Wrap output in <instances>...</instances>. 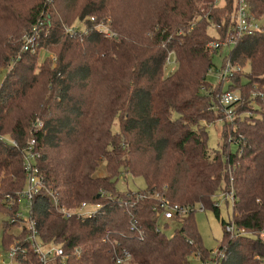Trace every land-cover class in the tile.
<instances>
[{"label":"trees","instance_id":"1","mask_svg":"<svg viewBox=\"0 0 264 264\" xmlns=\"http://www.w3.org/2000/svg\"><path fill=\"white\" fill-rule=\"evenodd\" d=\"M129 1L0 0V71H7L0 85V134L20 146L0 141V208L17 216L19 205L9 206L3 197L24 190L22 150L35 138L45 188L30 216L40 242L61 246L66 264H118L124 248L130 257L121 264L209 260L213 250L203 245L195 212L177 218L182 223L171 237L160 229L159 197L203 204L225 229L229 221L214 203L231 186L230 221L247 234L225 230L220 264L264 263V29L234 33V0H145L149 14L142 19L127 10ZM247 1L255 19L264 17V0ZM90 17L109 21L116 35L94 29ZM79 21L88 33L66 32ZM34 27L35 53L23 49L24 35ZM232 37L225 64L241 69L227 90L239 93L228 118L215 109L223 80L212 88L207 74L222 48L209 44ZM171 52L177 64L168 75ZM248 64L251 72L245 73ZM215 114L224 120L220 150L207 145L206 124ZM37 120L42 128L35 129ZM101 165L105 173L97 174ZM128 174L142 177L146 187L119 191L117 182ZM50 192L70 208L83 201L101 207L95 216L66 218ZM8 228L3 241L7 247L17 242V260L41 264L26 240L27 228L18 236Z\"/></svg>","mask_w":264,"mask_h":264},{"label":"built area","instance_id":"2","mask_svg":"<svg viewBox=\"0 0 264 264\" xmlns=\"http://www.w3.org/2000/svg\"><path fill=\"white\" fill-rule=\"evenodd\" d=\"M225 0H217L216 3L223 4ZM235 11L233 13V31L239 36L249 35L256 31L263 30L264 28L259 24L258 20L253 17L250 12L249 3L247 0H234ZM90 22L93 25V28L98 30L101 33H104L108 37L115 36V31L110 28L109 21L100 20L97 21L96 17H90ZM66 32L70 34H75L76 32L88 33V26L84 21H79L72 26H66ZM234 36V35H233ZM39 38V33L34 27L32 32H29L24 35V50L31 49L35 53L37 40ZM235 43V38H228L223 42L212 41L209 46L212 48H219L223 46H231ZM53 60L56 58L52 56ZM166 62L177 64L174 54L171 52ZM241 68L238 65L232 64L230 61H227L224 67L221 70V80L230 83L231 76ZM218 102L216 103L215 109L224 113L228 118L234 117V103L239 100L238 91H225L221 93L218 97ZM43 127V122L37 120L35 129ZM0 141L6 145H10L14 148H20L18 142L15 139L10 138L9 136L0 134ZM37 142L35 138H30L28 144L23 148V170L26 178V186L24 190L17 193V195L12 197L7 194L3 197V200L8 203L9 206H14L16 203L20 205L22 200L27 201V207L29 211L32 207L33 200L38 196V194L45 188V181L43 174L40 170L39 160L41 158V153L36 148ZM222 194L220 197H215V206L219 207V201L221 198H224L226 203H230L232 207L235 204L234 188L231 186L229 190L220 191ZM52 197V205L55 209L64 217L71 218L76 216L78 218H87L95 216L98 209L101 207L100 203H91L83 201L77 206L70 208L60 202V198L54 192H50ZM159 210H160V220H172V219H181L183 216L195 212L196 208L200 211L205 209L203 204H197L196 206L192 205H183L179 203L169 202L167 199L159 197ZM127 205V203H126ZM15 221L19 222L23 227L27 228V237L26 240L29 243L31 250L36 254L39 262L41 264H56V261L59 260L60 264H66L67 255L64 252V249L56 244L44 245L40 242L37 234L35 220L29 215V218L25 219L22 216L20 209L17 211V216ZM132 229H135L134 224L131 225ZM225 230L231 236H240L247 234V231L244 228L237 227L234 221H229ZM109 234L110 231H107ZM261 238L264 239V232L261 233ZM10 253L8 255L10 262H13L17 259L19 253V247L16 245L11 246L9 249ZM123 257L117 258V263L121 264L125 260L129 259L130 254L126 248L123 250ZM75 253L79 256L81 251L79 249L75 250ZM225 257V251L217 250L212 251L211 259L209 260H200V264H220V261Z\"/></svg>","mask_w":264,"mask_h":264},{"label":"rangeland","instance_id":"3","mask_svg":"<svg viewBox=\"0 0 264 264\" xmlns=\"http://www.w3.org/2000/svg\"><path fill=\"white\" fill-rule=\"evenodd\" d=\"M128 11L130 10L133 18H145L149 14V7L145 4V0H130L127 3ZM259 24L264 28V17L258 20ZM209 34L216 38L217 32L210 28ZM231 51V47L223 46L218 53L213 56V63L215 67H212V70L207 74V82L211 84L212 88H216L221 83V70L225 64V58L229 55ZM52 55L54 56V52L52 50ZM50 55V56H52ZM176 65L172 62L165 65L164 71L165 74H170L174 71ZM245 73H250V65L248 64L245 69ZM6 69L0 71V85L2 84L5 76H6ZM17 73L12 74V78L16 77ZM229 89V83L223 81L222 90L227 91ZM214 120L212 123L206 124L207 129V145L211 150H220L222 148V134H223V126L224 120L218 118V115H214ZM231 149L233 151L237 150L236 144L231 145ZM105 169L103 165L100 166L98 169L97 174H104ZM117 189L119 191L125 190H137V189H144L146 187V182L142 177H133L132 175H126L117 182ZM221 192H218L216 198L221 196ZM219 201L220 207V218L224 219L226 222L233 220L234 217V210L230 203H226L224 198H221ZM20 212H22L23 218H29L30 211L27 207V201L22 200L19 205ZM16 216L9 212V208L1 209L0 208V264H23L20 260L15 259L13 262H10L8 257L10 253V248L13 245H16L17 242L13 241L7 247L4 244L3 237L6 227L8 226V232L15 235H21V227L22 225L15 221ZM194 219L197 225V229L203 245L208 250H217L224 240V233L225 229L224 226L221 224V220L217 218L215 213L211 208H205L203 211H200L196 208L194 213ZM182 221L179 219H172V220H165L161 219L159 222L160 229L168 236L171 237L175 231L181 226ZM190 264H200V260L195 256L190 257ZM264 264V263H260Z\"/></svg>","mask_w":264,"mask_h":264}]
</instances>
